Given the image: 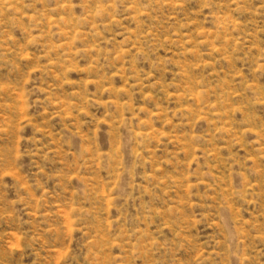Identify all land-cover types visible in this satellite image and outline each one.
<instances>
[{"label":"rangeland","instance_id":"rangeland-1","mask_svg":"<svg viewBox=\"0 0 264 264\" xmlns=\"http://www.w3.org/2000/svg\"><path fill=\"white\" fill-rule=\"evenodd\" d=\"M0 264H264V0H0Z\"/></svg>","mask_w":264,"mask_h":264}]
</instances>
